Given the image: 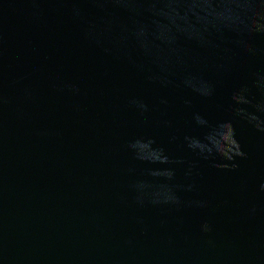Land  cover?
<instances>
[{
  "label": "water",
  "instance_id": "1",
  "mask_svg": "<svg viewBox=\"0 0 264 264\" xmlns=\"http://www.w3.org/2000/svg\"><path fill=\"white\" fill-rule=\"evenodd\" d=\"M262 185L264 0H0V264H264Z\"/></svg>",
  "mask_w": 264,
  "mask_h": 264
},
{
  "label": "clouds",
  "instance_id": "2",
  "mask_svg": "<svg viewBox=\"0 0 264 264\" xmlns=\"http://www.w3.org/2000/svg\"><path fill=\"white\" fill-rule=\"evenodd\" d=\"M262 189H264V185H262ZM200 206L203 207L204 205L201 204ZM202 231H204V232H208V231H210V227H209V225H208V224H204V225L202 226Z\"/></svg>",
  "mask_w": 264,
  "mask_h": 264
}]
</instances>
